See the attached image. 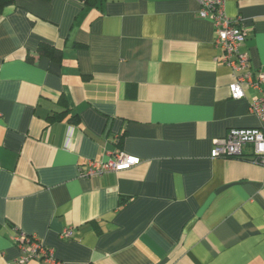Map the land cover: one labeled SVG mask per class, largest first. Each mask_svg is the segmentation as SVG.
Segmentation results:
<instances>
[{
	"label": "crops",
	"instance_id": "1",
	"mask_svg": "<svg viewBox=\"0 0 264 264\" xmlns=\"http://www.w3.org/2000/svg\"><path fill=\"white\" fill-rule=\"evenodd\" d=\"M224 6L250 70L264 72V0ZM199 11L198 0H16L0 14V264L20 256L19 230L62 264H264V167L250 147L212 156L214 139L260 124L249 110L260 90L232 97ZM119 151L142 161L81 172Z\"/></svg>",
	"mask_w": 264,
	"mask_h": 264
},
{
	"label": "built area",
	"instance_id": "2",
	"mask_svg": "<svg viewBox=\"0 0 264 264\" xmlns=\"http://www.w3.org/2000/svg\"><path fill=\"white\" fill-rule=\"evenodd\" d=\"M200 15L213 21L217 33L215 43L221 49V60L227 64L234 75L230 85L231 95L235 99L245 96V87L260 90L255 96L249 110L260 121L257 127L232 128L226 136L214 139L212 156L214 157H244L246 147L251 149V159L264 167V72L254 75L250 70L249 55L241 49L246 32L240 19H233L225 12V0H198ZM1 116V113H0ZM141 158L124 151L116 152L106 161L90 160L81 172L86 175L102 174L106 171H121L141 163ZM71 227L63 231V236H71ZM15 243L20 250V256L15 264H25L31 259H40L45 264H62L53 248L45 245L35 234L19 230Z\"/></svg>",
	"mask_w": 264,
	"mask_h": 264
},
{
	"label": "trees",
	"instance_id": "3",
	"mask_svg": "<svg viewBox=\"0 0 264 264\" xmlns=\"http://www.w3.org/2000/svg\"><path fill=\"white\" fill-rule=\"evenodd\" d=\"M16 0H0V14L9 6L13 5ZM87 3L94 4L98 0H85ZM39 52L42 54H48L53 58L61 56V50L58 48L48 45V44H41L39 47Z\"/></svg>",
	"mask_w": 264,
	"mask_h": 264
}]
</instances>
